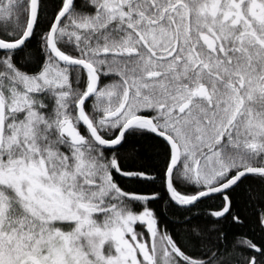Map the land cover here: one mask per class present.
<instances>
[{"label":"snow or ice","instance_id":"1","mask_svg":"<svg viewBox=\"0 0 264 264\" xmlns=\"http://www.w3.org/2000/svg\"><path fill=\"white\" fill-rule=\"evenodd\" d=\"M0 264H264V0H0Z\"/></svg>","mask_w":264,"mask_h":264}]
</instances>
